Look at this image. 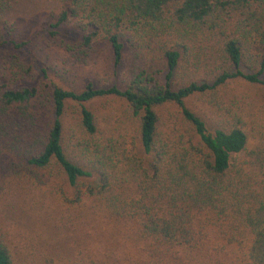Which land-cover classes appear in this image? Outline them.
<instances>
[{
  "label": "trees",
  "instance_id": "1",
  "mask_svg": "<svg viewBox=\"0 0 264 264\" xmlns=\"http://www.w3.org/2000/svg\"><path fill=\"white\" fill-rule=\"evenodd\" d=\"M17 1L0 0V11ZM60 4L51 34L76 22L73 58L87 63L105 44L126 79L82 89L54 83L44 108L36 86L0 83V199L4 182L59 190L124 227L141 264H264V143L247 152L239 115L210 128L188 103L235 78L264 85V0ZM113 97L123 102L128 133L108 132L118 128L102 126L90 107ZM70 103L77 112L67 125ZM71 256L62 264H123ZM16 262L0 217V264Z\"/></svg>",
  "mask_w": 264,
  "mask_h": 264
},
{
  "label": "rangeland",
  "instance_id": "2",
  "mask_svg": "<svg viewBox=\"0 0 264 264\" xmlns=\"http://www.w3.org/2000/svg\"><path fill=\"white\" fill-rule=\"evenodd\" d=\"M60 10V0H18L6 12L0 11V83L16 89L36 86L40 94L37 102L43 108L54 83L76 89L88 82L97 87L116 82L122 85L127 75V68H115L105 44L89 62H77L67 49V43L79 32L77 23H70L57 35L50 32L52 16ZM188 103L209 120L210 128L239 115L249 135L247 152L264 143L263 84L231 79L213 95L199 93ZM123 106L114 97L90 104L102 126L110 122L118 128L107 130L113 134L129 132L130 126L124 128L122 122L129 120ZM76 112V106L68 104L67 125L75 120ZM14 183H2L0 217L14 247L16 264H62L70 261L71 254L102 259L113 256L121 258L123 264H129L124 260L129 256L133 264H141L140 245L134 237L123 234L124 227H115L91 213L85 203L68 202L59 190L51 195L44 186L38 189ZM5 185L9 186L6 190ZM67 192L73 197L70 188Z\"/></svg>",
  "mask_w": 264,
  "mask_h": 264
}]
</instances>
